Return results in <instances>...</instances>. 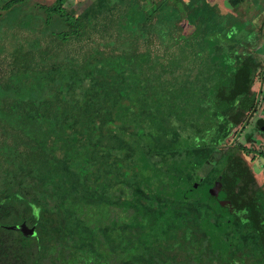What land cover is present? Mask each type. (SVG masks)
Wrapping results in <instances>:
<instances>
[{
    "label": "trees",
    "instance_id": "obj_1",
    "mask_svg": "<svg viewBox=\"0 0 264 264\" xmlns=\"http://www.w3.org/2000/svg\"><path fill=\"white\" fill-rule=\"evenodd\" d=\"M237 20L214 0H0V264H264L258 155L229 147L263 66Z\"/></svg>",
    "mask_w": 264,
    "mask_h": 264
},
{
    "label": "rangeland",
    "instance_id": "obj_2",
    "mask_svg": "<svg viewBox=\"0 0 264 264\" xmlns=\"http://www.w3.org/2000/svg\"><path fill=\"white\" fill-rule=\"evenodd\" d=\"M252 1L257 0H247L242 3L240 10L244 11V14L237 17L236 11L234 12L230 9L225 0H218V2H221L220 6L222 8H224L223 6L227 8V13L235 15V18L238 19L232 24V29L234 28L235 34L237 38H239L237 46H239V48H241L240 46L245 48V54H253L260 61L259 65L262 63L264 66V0H260L263 4H258L257 6H255ZM263 66H259L257 68L258 70H256V72L254 71V76L255 73L258 74L254 79V83H252V88L259 91L263 98L257 107V111L253 112L243 134L233 136L229 143V147L236 148L238 142H241L247 147H252L254 150L247 153L248 158L252 154H255V151L257 152L258 156L252 161L253 166L251 168L256 183L264 192V131H262L264 130V125L259 127V122L264 119V72H259ZM259 150L263 151V155H259Z\"/></svg>",
    "mask_w": 264,
    "mask_h": 264
},
{
    "label": "crops",
    "instance_id": "obj_3",
    "mask_svg": "<svg viewBox=\"0 0 264 264\" xmlns=\"http://www.w3.org/2000/svg\"><path fill=\"white\" fill-rule=\"evenodd\" d=\"M214 1H215L216 3H218L219 5H221V4H220L221 2H218V0H214ZM225 1H226V0H225ZM252 2H254V5H255V6H257L258 4H261V5L263 4L262 1H260V0L252 1ZM263 5H264V4H263ZM223 7H224V10H227V8H226L225 6H223ZM253 7H254V6H253Z\"/></svg>",
    "mask_w": 264,
    "mask_h": 264
},
{
    "label": "flooded vegetation",
    "instance_id": "obj_4",
    "mask_svg": "<svg viewBox=\"0 0 264 264\" xmlns=\"http://www.w3.org/2000/svg\"><path fill=\"white\" fill-rule=\"evenodd\" d=\"M258 94H259V97H260V101H259V104H260V102H261V99L263 98V96L262 95H260L261 93H259V91L257 92ZM258 104V105H259ZM258 105H257V107H258ZM257 107H256V110L254 111V112H256L257 111ZM253 115V114H252ZM251 119V118H250ZM263 121H264V119H263ZM263 121H261V122H259V127L261 126V125H264V122ZM261 129V128H260ZM262 131H264V130H262ZM241 134H243V132L241 133Z\"/></svg>",
    "mask_w": 264,
    "mask_h": 264
}]
</instances>
